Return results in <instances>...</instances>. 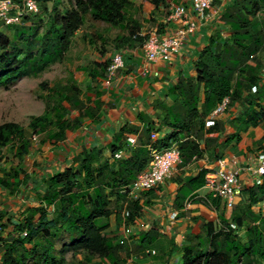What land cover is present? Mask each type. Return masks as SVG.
Masks as SVG:
<instances>
[{
	"label": "trees",
	"instance_id": "1",
	"mask_svg": "<svg viewBox=\"0 0 264 264\" xmlns=\"http://www.w3.org/2000/svg\"><path fill=\"white\" fill-rule=\"evenodd\" d=\"M13 1L22 3V0ZM145 1L152 6L150 15L168 7V0ZM214 2L221 3L220 0ZM128 3V0H75L74 7L65 12L63 20L53 17L49 33L38 40L33 38V25L12 26V37L4 34L0 27V86L16 83L26 74L36 73L57 54L64 52L88 15L110 25L129 22ZM221 21L227 27L228 35L212 40L202 50L195 62L197 76L181 80L175 86L176 106L164 118L167 127L188 139L180 146L183 163L199 154V146L189 140L190 136L198 138L204 129L207 134L219 129L217 121L210 128H206L205 123L226 98L230 100L229 107L235 104L253 107L247 111V124L264 121V0H233L223 10ZM162 28L160 25V31ZM16 39L27 43L23 50L16 48ZM124 40L120 39L121 42ZM37 43L43 44L38 54L24 56L26 48ZM110 64L106 62L98 69L89 68L88 90L96 89L97 84L107 78ZM102 93L99 91L96 100H92L88 96L82 98L75 87H56L54 95L60 100L50 109L48 96L45 113L32 121L35 134H43L53 143L64 141L66 131L81 127L82 118L98 115L103 103L100 101ZM255 107L261 108L260 113H255ZM149 134L150 130H147L143 141H135L136 149L128 159L118 161L113 167L96 148L81 152L73 165L44 180L46 191L41 195L39 205L29 208L22 220L13 223L8 218V211L0 210V231L7 232L6 237L0 238V264H93L94 258L103 264H123L121 252L126 242L117 244L116 234L107 233L108 221H98L109 216L107 190H116L117 200L123 201L121 210L129 211L126 225L133 224L141 215L143 206L148 205V201L141 204L146 195L131 200L120 190L132 184L148 166ZM11 139L16 140L18 158L22 160L31 149L30 138L20 125L3 124L0 144L6 145ZM115 151L116 147L113 153ZM200 175L202 177L204 173ZM19 178L18 170H3L0 187L15 193L25 182ZM247 191L252 204L264 200V185ZM254 222L256 224L247 230L245 244L234 232L211 233L208 250L195 252L185 248L181 264H251L250 256H257L264 262V218L259 217ZM65 239L67 242L59 250L57 244ZM70 253L72 260L68 262L66 257ZM81 254H84L83 258L76 259Z\"/></svg>",
	"mask_w": 264,
	"mask_h": 264
},
{
	"label": "crops",
	"instance_id": "2",
	"mask_svg": "<svg viewBox=\"0 0 264 264\" xmlns=\"http://www.w3.org/2000/svg\"><path fill=\"white\" fill-rule=\"evenodd\" d=\"M157 12L163 11H155L159 19L162 15L158 16ZM206 14H196L189 9L181 20L169 21L163 17L159 20L163 24L162 35L182 39L178 52L150 62L142 47L124 51L125 64L116 72L111 85L107 86L102 81L96 89L87 88L85 94L92 100H96L99 91L103 92L98 115L82 118L81 127L66 131L64 141L53 143L45 139L41 156L35 158L32 166L23 167L19 179L25 182L18 191L21 190L20 194L27 199L23 201L26 205L19 209L22 219L29 208L39 205L41 195L46 191L44 180L73 165L75 158L84 150L96 148L113 167L118 161L128 159L136 149L135 141H143L147 130H150L149 144L155 134L156 144L161 147L176 142L181 146L188 140L182 133L167 127L164 118L176 106L178 95L174 93L175 86L181 80L197 76L195 62L202 50L212 40L228 35L221 14L209 17ZM191 20L197 23L196 31L181 36V31ZM249 109L253 107L248 104L228 106L217 117L218 130L207 134L204 129L200 137L190 136L189 140L199 146V154L179 166L173 178L152 190L128 196L131 200H138L146 195L141 204L149 203L143 206L141 215L124 229L116 242H126L121 252L123 264H181L185 248L195 252L208 250L210 234L222 231V226L231 223L239 226V241L247 242V230L259 218L256 204L251 203L247 190L264 185V177L256 173L261 164L260 156L264 154V121L247 124ZM254 109L255 113H260L261 108ZM130 138L134 139L133 143L129 142ZM118 152L123 153L121 159L115 158ZM221 158H236L238 161L232 170H239L242 191L235 197L232 207L224 199L213 198L206 187V177L216 172L217 161ZM201 173L204 176L201 177ZM0 190L4 193L0 194L3 196L0 202L8 201L12 206L15 201L12 198L18 191L11 194L4 188L0 187ZM111 193L117 199L116 190H107L108 199L111 201ZM0 210H7L13 223L20 217L17 216L18 211L12 212L8 206L0 207ZM6 236L7 232L0 231V238ZM259 261L263 262L257 256H250L251 264Z\"/></svg>",
	"mask_w": 264,
	"mask_h": 264
},
{
	"label": "rangeland",
	"instance_id": "3",
	"mask_svg": "<svg viewBox=\"0 0 264 264\" xmlns=\"http://www.w3.org/2000/svg\"><path fill=\"white\" fill-rule=\"evenodd\" d=\"M36 1L39 4V11L32 15L27 22V26L33 25L35 28L33 38L36 40L44 38L49 33L53 24V17L62 21L65 12L71 10L75 4V0ZM172 1H167V8L162 7L163 12H157L158 16L162 15L159 19L155 14L150 15L152 6L145 0H128L130 19L123 25H110L100 20H94L88 15L85 17V22L71 37L68 48L64 52L57 54L36 73L26 74L16 83L0 86V127L6 123L20 125L25 129L26 136L30 138L32 148L21 160L18 158L15 139H11L6 145L0 144V174L3 170L15 169L20 172L21 176L23 167L27 168L29 164L32 166L35 158L41 156L40 152H43L45 137L43 134H35L31 124L35 117L45 113L48 96H50L48 102L50 109H53L58 103L60 98L54 95L56 87L72 86L80 91L81 97L87 96L85 93L89 68L98 69L101 63H112V59L118 54H124V51L143 47L151 30L157 28L160 31V25L163 24L159 20H163V17H169V6ZM11 27H1V30L4 34L12 37L13 29ZM121 38H125V40L121 42ZM16 44L17 49L23 50L22 47L27 43L16 39ZM40 46L42 49L43 44L37 43L29 46L26 48L24 56L37 55ZM51 111V114L55 116L54 110ZM52 128L54 131L56 130L55 127ZM34 136H37V139ZM1 192L0 190V194H4ZM20 193L21 190L12 198L15 200L12 202V206L4 200L0 202V207L8 206L12 212L18 211L17 216L19 217L22 213L19 209L26 205L23 201L27 199ZM110 196L109 216L99 220L98 223L108 221L107 233L116 234L118 240L128 225L125 224L124 210H121L123 201H118L113 193ZM2 197L0 196V200ZM52 215H50L51 218ZM119 219H121L120 223H118ZM16 220H22V217L20 216ZM64 242H67V239L57 244L59 250ZM83 256L84 254L78 255L76 259L81 260ZM66 260L68 262L72 260L71 253L67 255ZM93 264L103 263L98 258H94ZM258 264H263V262L259 261Z\"/></svg>",
	"mask_w": 264,
	"mask_h": 264
},
{
	"label": "built area",
	"instance_id": "4",
	"mask_svg": "<svg viewBox=\"0 0 264 264\" xmlns=\"http://www.w3.org/2000/svg\"><path fill=\"white\" fill-rule=\"evenodd\" d=\"M221 3H215L214 0H173L170 3L168 17L169 21H177L183 19L190 10L196 14L203 15L207 12L206 16L213 14H221L226 8L229 0H220ZM39 4L36 0H22V3H16L13 0H0V27H9L16 25H26L28 19L38 13ZM208 12H210L208 14ZM186 29L181 31L180 35L184 36L186 33H194L197 29L195 21H188ZM182 46L181 37L178 39L165 38L158 29H153L149 32L147 39L143 44V50L148 61H156L159 58H167L171 52H178ZM125 64L123 54H118L112 59L107 70V78L104 83L110 86L116 72ZM229 98H226L206 119V128L213 127L217 121L219 114L224 113L229 106ZM37 139V136H34ZM157 136L152 135L153 142L148 145L150 162L142 174L130 185L123 187L120 193L126 195L141 194L143 192L152 190L159 185L164 184L167 180L174 177L175 172L179 166L183 164L182 153L179 143H173L168 147H161L156 144ZM129 142H134L133 138ZM123 157L122 152L115 154L116 159ZM196 159V157L194 158ZM261 164L257 167L256 173L260 177H264V154L260 156ZM238 161L236 158L225 159L221 158L217 161V170L214 174L206 177V187L215 199H224L228 205H234L235 197L240 195L242 189L239 178V170L235 172L232 170L233 166H237ZM257 213L260 218H264V200L255 205ZM50 211L53 212L54 208L51 207ZM129 216V211H124V220ZM222 232H234L237 236L240 235V230L237 225L231 223L228 226H222ZM25 236L27 234H24Z\"/></svg>",
	"mask_w": 264,
	"mask_h": 264
}]
</instances>
